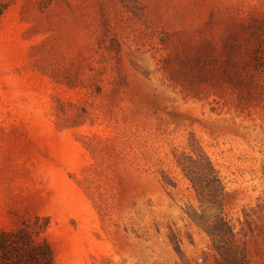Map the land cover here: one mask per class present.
Masks as SVG:
<instances>
[{
	"label": "rangeland",
	"instance_id": "obj_1",
	"mask_svg": "<svg viewBox=\"0 0 264 264\" xmlns=\"http://www.w3.org/2000/svg\"><path fill=\"white\" fill-rule=\"evenodd\" d=\"M0 8V234L55 264H264V0Z\"/></svg>",
	"mask_w": 264,
	"mask_h": 264
},
{
	"label": "trees",
	"instance_id": "obj_2",
	"mask_svg": "<svg viewBox=\"0 0 264 264\" xmlns=\"http://www.w3.org/2000/svg\"><path fill=\"white\" fill-rule=\"evenodd\" d=\"M4 12L5 9L0 8V21ZM258 50L254 51V55L258 54ZM221 225L229 231L226 224ZM213 237L218 240L220 235L214 234ZM0 264H55V260L53 250L45 240L36 239L26 228H22L0 234Z\"/></svg>",
	"mask_w": 264,
	"mask_h": 264
}]
</instances>
